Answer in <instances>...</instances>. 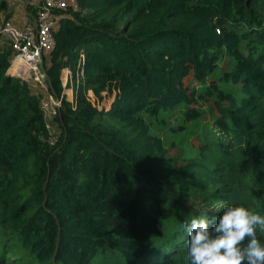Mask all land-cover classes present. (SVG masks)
I'll use <instances>...</instances> for the list:
<instances>
[{"label": "trees", "instance_id": "16d2710c", "mask_svg": "<svg viewBox=\"0 0 264 264\" xmlns=\"http://www.w3.org/2000/svg\"><path fill=\"white\" fill-rule=\"evenodd\" d=\"M74 1L47 74L58 96L68 68L82 82L53 145L41 96L0 48V264H189L193 219L264 216V0ZM204 102L232 140L172 157L148 118L197 122Z\"/></svg>", "mask_w": 264, "mask_h": 264}, {"label": "rangeland", "instance_id": "374dc122", "mask_svg": "<svg viewBox=\"0 0 264 264\" xmlns=\"http://www.w3.org/2000/svg\"><path fill=\"white\" fill-rule=\"evenodd\" d=\"M70 2V6L76 7L74 0H70ZM66 13L67 10L60 12L61 19L68 17ZM228 61V58L225 57L224 61L220 63L218 72L209 80H207L208 83L215 81L221 86L219 83V75L221 74L222 70L227 69ZM50 67L51 60L48 55L45 56L40 66L39 78L30 72H25L24 74H21V72L16 74L14 77L22 79L28 84L34 94L41 96L40 107L43 111V115L49 130L50 144L53 145L61 134V130L57 122L59 112L62 109L63 103L65 101L71 103L74 109L77 108V89L82 82V78L78 74L75 75L73 69L68 68L67 70L63 71L60 77L62 92L61 95L58 96L50 89V79H48L49 77L47 74V70ZM185 84L191 90L202 91L204 88V84H200L192 77L186 79ZM200 105L204 115L202 116V119L197 122H183L181 116L184 111L182 110L175 111L173 115L171 114L161 116L162 118L167 119L165 123L159 122L161 121L160 119H158V121H150L148 118L152 132L159 135L165 141V144L169 148L170 155L172 157H176L182 153L178 147L182 148L184 154L188 153V155H195V152H199V150H201L204 145L216 143L219 141V139L227 142L232 140V138L229 136V120H220L217 118L219 113L212 107L211 102H204ZM173 143H176L175 147L172 146ZM195 188L199 194L201 188L200 182ZM193 199L198 202L201 200L200 197H197L196 195L193 196ZM221 206L222 203L217 202L211 206H208V208H210L208 210L218 212Z\"/></svg>", "mask_w": 264, "mask_h": 264}, {"label": "clouds", "instance_id": "9594fccd", "mask_svg": "<svg viewBox=\"0 0 264 264\" xmlns=\"http://www.w3.org/2000/svg\"><path fill=\"white\" fill-rule=\"evenodd\" d=\"M264 216L244 206H227L209 221L193 219L186 225L189 264H264Z\"/></svg>", "mask_w": 264, "mask_h": 264}, {"label": "built area", "instance_id": "2783aa9c", "mask_svg": "<svg viewBox=\"0 0 264 264\" xmlns=\"http://www.w3.org/2000/svg\"><path fill=\"white\" fill-rule=\"evenodd\" d=\"M39 9L35 25L25 28L16 27L0 21V38L10 42L14 57L12 70L16 74L30 72L40 77V66L45 56L55 45L56 23L61 19L60 12L66 11L70 0H38Z\"/></svg>", "mask_w": 264, "mask_h": 264}, {"label": "crops", "instance_id": "0c3cea01", "mask_svg": "<svg viewBox=\"0 0 264 264\" xmlns=\"http://www.w3.org/2000/svg\"><path fill=\"white\" fill-rule=\"evenodd\" d=\"M39 6L38 0H0V21L10 23L19 28L33 26L35 25ZM59 24L60 22L57 21L56 32L60 28ZM7 42L6 39L0 38V48L7 44ZM8 73L11 76H16L15 70H12V66Z\"/></svg>", "mask_w": 264, "mask_h": 264}]
</instances>
